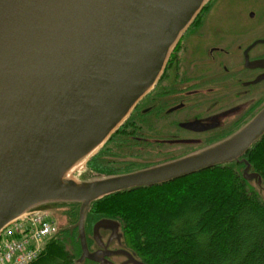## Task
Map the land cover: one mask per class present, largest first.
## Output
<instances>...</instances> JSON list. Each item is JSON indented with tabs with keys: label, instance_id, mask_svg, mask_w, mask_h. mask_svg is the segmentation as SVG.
<instances>
[{
	"label": "water",
	"instance_id": "water-1",
	"mask_svg": "<svg viewBox=\"0 0 264 264\" xmlns=\"http://www.w3.org/2000/svg\"><path fill=\"white\" fill-rule=\"evenodd\" d=\"M207 1L0 0V231L31 211L76 205V261L145 264L119 220L101 217L86 233L93 202L234 161L264 191L242 157L264 135V106L191 153L123 173L79 170L155 85Z\"/></svg>",
	"mask_w": 264,
	"mask_h": 264
},
{
	"label": "trees",
	"instance_id": "trees-1",
	"mask_svg": "<svg viewBox=\"0 0 264 264\" xmlns=\"http://www.w3.org/2000/svg\"><path fill=\"white\" fill-rule=\"evenodd\" d=\"M263 139L264 135L243 157L264 180V170L252 159L257 156L264 166ZM242 167L236 161L219 164L162 184L110 194L91 204L87 226L102 215L109 216L120 221L125 238L129 233L125 220L94 209L102 203L105 208L113 206L115 202L107 201L121 194L155 191V195L143 196L137 202L138 213L136 206L116 203L132 220L131 226L136 225L134 237L143 238L140 242L146 252L132 242V247L129 245L145 264L151 263L149 258L151 264H264V202L247 186L241 176ZM100 169L95 171L112 173ZM171 185L175 186L171 194L161 190ZM68 208L77 212L76 205ZM47 246L32 264H70L60 241L52 240Z\"/></svg>",
	"mask_w": 264,
	"mask_h": 264
},
{
	"label": "rangeland",
	"instance_id": "rangeland-1",
	"mask_svg": "<svg viewBox=\"0 0 264 264\" xmlns=\"http://www.w3.org/2000/svg\"><path fill=\"white\" fill-rule=\"evenodd\" d=\"M209 1L210 0H208L205 7H203L204 9L202 8L200 10L199 13L201 14L196 19V21L194 20L195 18L193 19L195 22L192 21L194 22L192 27L189 29L192 23L191 22L187 27L188 29L186 28L189 31L187 35L184 36L182 40H178L179 42H177L175 45L176 47L177 45H179L176 54L181 55L179 60L181 70L178 69V71H182V66H190L191 62L197 63V65L194 66L193 69H189L191 71H195V73L199 71H207L210 69H212L213 71H218L219 65H211V62L208 61L206 56V50L210 45H223L225 43L226 46L227 44L231 43L225 42L226 40H228V36L233 35L234 37H237V34H245L252 28L261 29L264 26V0H213L208 4ZM249 10L256 11L257 17L255 19L252 20L247 16V12ZM199 13L197 15H199ZM175 46L173 49H175ZM176 54L170 61V65L167 69L168 74L166 73L163 82L158 85V87L153 91L150 97L154 94L156 95V93L159 92L160 88H163L166 93L171 92V90L173 89V84H175V82L173 76L174 71L172 68L173 63L176 59ZM170 55L172 54H169L167 60H169ZM151 91H148L147 93ZM259 92L261 94L264 92V85H261L259 87ZM150 102L151 100H149L146 104ZM203 108L204 107L202 106L194 110L196 112H200L201 110H203ZM138 112L139 114L141 113L140 109ZM138 112L136 110L131 114L130 117L128 116L125 122L121 126H119L118 129L110 136V138L107 140L106 144L102 146L100 151L94 153L93 156H91L87 161L81 164V166L79 167L80 172L85 174L86 177L91 176V171L96 172L95 170H97L98 168H104L100 170H105V172L123 173L170 160L191 153L199 148L205 147L211 143L225 138L248 120H245L241 125L229 130L228 132L221 134L219 138L214 137L215 133H210V135L213 136L210 142H202L198 145L162 144L163 146L160 149L156 150V143L153 142V144L150 143L145 145L146 142H142L138 139L140 138L141 133H172L176 128L173 118H177V116L172 114L170 117L163 118L159 116V112L157 111H153L146 116H141L142 114L139 116ZM184 116H187V113L184 114L181 112L180 119H183ZM261 145H264V142ZM141 146H143L144 148L145 146H149L151 149H155V151L151 152L150 150H147L145 152H141ZM252 157V159L258 163L261 170H264V166L259 161L258 157ZM82 178H84L83 175ZM246 183L249 189L251 188L253 191H255L256 189L258 193L256 191L255 192L257 193V195L259 194V198L264 202V191L257 189L255 186H252L248 182ZM173 187L175 188V186L171 185L161 190L163 192L170 193L172 190L171 188ZM154 192L141 191L140 193H138V195L121 194L107 201L109 204L115 202V204H112L113 206L105 208V203H102L101 205L96 206L94 210L99 212L100 214H110L119 217L122 220H125V222H127V228L129 229V231L127 230V232L130 233L125 234L124 239L126 246L130 247L131 245L132 247L133 244L136 248L142 250V252H146L145 248L143 247L144 245L140 242L141 240L143 241V238H141L140 235L137 236L136 234L134 237V233H136V225L132 224L131 226L130 223L132 220L130 221V217L128 216V214L119 209L116 203L126 202L133 206H136L137 202L141 200L143 196L151 197L152 195H155ZM47 208L48 209L45 210L31 211L23 215L22 220L11 228L8 237L5 236L0 240V251L2 249V246H4L5 244H10L15 240H20L21 236L29 237L25 239L26 242L29 243L30 239L34 238V232L38 233L37 229L35 230L36 220L45 218L50 223V225L52 224V226L54 227V231H51L50 235L44 236L42 238L38 253L34 257V259L32 258L27 262L29 255L24 254V259H20L19 263L27 262L25 264H32L48 247L47 245H50V242L54 240L55 242L60 241L62 249H64L65 253H67V255L69 256L70 264H97L88 260H84L82 262L76 261L80 255V247L77 240L76 230L74 227H72V224H74L77 219V212H71L68 210V206L61 205L51 206ZM135 209L136 212H139L140 205L136 206ZM90 212L91 208H89L88 210L87 218L89 217ZM137 213H134L135 216L137 215ZM101 217L109 216L102 215ZM96 220H94L93 223ZM134 223L136 224L137 220ZM88 233L90 234L89 230ZM131 238H134V240H131ZM144 256L147 257V255L145 254ZM120 260L121 258H118V261ZM148 260L152 263L150 258Z\"/></svg>",
	"mask_w": 264,
	"mask_h": 264
},
{
	"label": "flooded vegetation",
	"instance_id": "flooded-vegetation-1",
	"mask_svg": "<svg viewBox=\"0 0 264 264\" xmlns=\"http://www.w3.org/2000/svg\"><path fill=\"white\" fill-rule=\"evenodd\" d=\"M212 1L210 0L208 4ZM200 14L195 17V21ZM247 16L255 19L256 11L249 10ZM187 29L179 41L187 35L189 32ZM237 35L228 36L225 42L231 43L226 46L225 43L214 44L207 48V59L211 65H219L218 71L210 69L195 73L189 70L197 65L196 62H191L190 66H182V71H178L181 70L179 63L181 55L176 54L179 45L175 46L152 91L145 94L131 112L132 114L140 109L141 113L138 112V115L146 116L157 111L163 118L174 114L177 116L176 119L173 118L175 131L168 134L144 132L141 133L139 140L146 142L145 145L156 143V150L160 149L162 144L198 145L210 142L213 138L210 133H215L214 137L219 138L221 134L241 125L264 106V92L262 94L259 92V87L264 85V26ZM175 54L176 59L172 68L175 82L173 89L166 93L160 88L156 95L150 97L163 82ZM149 100L151 102L146 104ZM202 106L204 108L200 112L194 110ZM181 112L187 113L183 119H180ZM140 150L155 151L149 146L145 148L141 146Z\"/></svg>",
	"mask_w": 264,
	"mask_h": 264
},
{
	"label": "built area",
	"instance_id": "built-area-1",
	"mask_svg": "<svg viewBox=\"0 0 264 264\" xmlns=\"http://www.w3.org/2000/svg\"><path fill=\"white\" fill-rule=\"evenodd\" d=\"M21 220L22 219L8 226L4 230L1 239H3L5 236L8 237L11 228ZM35 226H36L35 230L37 229L38 233L34 232V238L30 239L29 243H27L25 240L26 238L29 237L21 236L20 240L18 241L15 240L10 244H5L4 246L1 247L2 249L0 251V264H23L24 262L19 263V260L24 259L23 258L24 254L29 255L27 262L32 258L34 259V257L38 253V249L40 247L42 238L44 236L50 235L51 231L52 232L54 231V227L52 226V224L50 225V223L45 218L36 220Z\"/></svg>",
	"mask_w": 264,
	"mask_h": 264
}]
</instances>
